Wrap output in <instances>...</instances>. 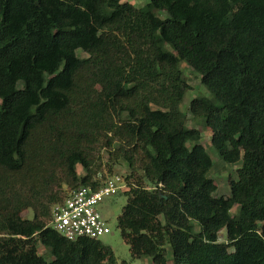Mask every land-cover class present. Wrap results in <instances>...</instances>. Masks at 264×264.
I'll return each instance as SVG.
<instances>
[{"label":"trees","instance_id":"obj_1","mask_svg":"<svg viewBox=\"0 0 264 264\" xmlns=\"http://www.w3.org/2000/svg\"><path fill=\"white\" fill-rule=\"evenodd\" d=\"M181 61L212 95L193 118L242 162L228 197L179 111ZM102 150L131 171L117 226L132 258L264 264V0H0V264H129L50 227L71 191L102 185Z\"/></svg>","mask_w":264,"mask_h":264},{"label":"rangeland","instance_id":"obj_2","mask_svg":"<svg viewBox=\"0 0 264 264\" xmlns=\"http://www.w3.org/2000/svg\"><path fill=\"white\" fill-rule=\"evenodd\" d=\"M127 2L132 5L140 8L147 4L148 0H127ZM161 17L165 18V13L159 14ZM171 50V49H170ZM81 57H87L86 54L81 53ZM180 69L183 71L186 79L188 80V84L190 86V90L187 92L184 100L179 105V111L182 115L187 117V127L190 129H197L201 133V138L199 143L202 144L209 156L213 161V168L209 173V177L215 181L218 186L214 197H228L230 196V185L229 182L231 179L237 178V170L241 167V161L237 164H226L224 163L215 149L212 147V133L207 128L203 120H196L193 118L189 105L193 98L198 95H204L208 98H212V95L205 90V88L201 84V79L197 73H195L185 62H180ZM196 143L195 141H191L189 146H192ZM96 156L102 157V169L97 175V178L102 180V182L114 176H121L130 184H133L132 179H127L131 175V171L127 166V163L124 160H114L111 158L108 152L105 150L100 151ZM77 171L80 175H83L84 172L80 166L77 167ZM16 178V177H15ZM17 179V178H16ZM10 185L14 186V188L20 190L21 186L19 181H15L10 177ZM65 195L69 192L67 187H64ZM128 197L124 193H120L110 199L105 200L101 205V213L105 219H107L108 224L111 228V233L104 235L100 238V241L103 242L106 246L110 247L115 254L118 262H127L129 264H152L151 258H141L134 259L130 253L129 245L123 240L120 230L117 226V219L121 215L123 207L127 203ZM239 209L234 207L231 210L232 216L237 215ZM32 211H27L24 216L26 218H32ZM219 242H226V231L222 230L219 234ZM39 254L42 255L47 261H51L53 257L47 252L45 248L41 245L38 247ZM168 264H174L171 253L167 254Z\"/></svg>","mask_w":264,"mask_h":264},{"label":"built area","instance_id":"obj_3","mask_svg":"<svg viewBox=\"0 0 264 264\" xmlns=\"http://www.w3.org/2000/svg\"><path fill=\"white\" fill-rule=\"evenodd\" d=\"M128 186L126 179L114 176L97 190L81 187L71 191L63 202L53 206L50 227L71 241L82 238L100 240L111 233L108 221L101 213L102 203L124 193Z\"/></svg>","mask_w":264,"mask_h":264}]
</instances>
